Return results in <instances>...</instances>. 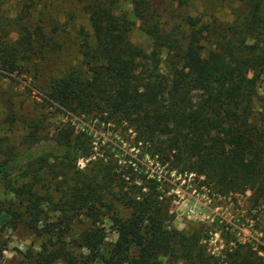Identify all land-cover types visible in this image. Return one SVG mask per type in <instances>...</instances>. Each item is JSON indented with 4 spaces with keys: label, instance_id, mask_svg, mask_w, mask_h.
Segmentation results:
<instances>
[{
    "label": "trees",
    "instance_id": "trees-1",
    "mask_svg": "<svg viewBox=\"0 0 264 264\" xmlns=\"http://www.w3.org/2000/svg\"><path fill=\"white\" fill-rule=\"evenodd\" d=\"M59 1L0 0V75H29L50 105L112 128L126 149L99 153L94 127L71 119L54 135L34 125L0 160L10 194L0 201V264L3 228L19 224L39 240L27 264H210L199 231L173 226L164 179L195 174L264 203V0H239L228 20L179 14L191 0H76L87 27L76 11L49 8ZM135 27L149 52L132 40ZM227 260L264 264V255L238 245Z\"/></svg>",
    "mask_w": 264,
    "mask_h": 264
},
{
    "label": "rangeland",
    "instance_id": "rangeland-1",
    "mask_svg": "<svg viewBox=\"0 0 264 264\" xmlns=\"http://www.w3.org/2000/svg\"><path fill=\"white\" fill-rule=\"evenodd\" d=\"M171 1L154 0L162 7L169 6ZM239 3V0H191L188 7L181 6L178 12L181 15L190 12L203 19L215 17L228 20L233 18L231 8L239 6ZM49 8H60L65 12L74 10L77 12L75 22L87 27L83 14L77 9L76 0H60ZM131 38L149 52L148 37L136 27L131 32ZM57 60L61 59L53 58L44 66L43 73L46 76L56 69ZM36 84L38 82L27 74L0 75V160L7 159L11 152H17L25 146L24 140L34 125L38 127V134L54 135L61 124L69 119L76 128L88 125L94 127L92 139L95 150L99 153H114V156H118L120 148L126 149V145L121 144L120 136L112 128L98 127L94 121H88L83 116L70 118L63 110L50 105L43 99L42 93L35 87ZM258 90L259 94L264 96V76ZM131 152L138 153V150L131 149ZM87 161L88 159L79 157L76 166L83 168ZM149 165L158 169L152 162ZM164 180L166 195L170 196L171 212L174 214L173 226L189 234L199 231V243L210 257V264H229L227 253L238 245L248 246L259 255H264V203L253 205L249 191L225 195L205 183L203 176L177 174L174 171L166 175ZM9 197L10 194L0 181V201ZM105 224L106 227L109 226L108 221H105ZM85 225L86 222H76L74 230ZM2 235L8 244L1 264H27L25 253L38 249L37 237L21 224L15 229L4 226ZM75 235L73 232L67 240L71 241ZM114 238L112 233L107 237L108 240ZM160 262L186 264L183 259L168 256L160 257Z\"/></svg>",
    "mask_w": 264,
    "mask_h": 264
}]
</instances>
